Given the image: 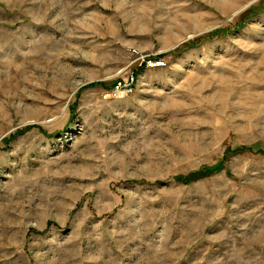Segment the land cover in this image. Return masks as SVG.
<instances>
[{"label":"rangeland","instance_id":"374dc122","mask_svg":"<svg viewBox=\"0 0 264 264\" xmlns=\"http://www.w3.org/2000/svg\"><path fill=\"white\" fill-rule=\"evenodd\" d=\"M0 264H264V0H0Z\"/></svg>","mask_w":264,"mask_h":264},{"label":"trees","instance_id":"16d2710c","mask_svg":"<svg viewBox=\"0 0 264 264\" xmlns=\"http://www.w3.org/2000/svg\"><path fill=\"white\" fill-rule=\"evenodd\" d=\"M114 86H115V83L112 84L111 88H114ZM247 151L248 152L252 151V148L251 147L250 148L241 147V148L236 149L235 151L228 149L226 154H225V158L223 159L222 163L218 167H216L214 169L202 168L199 171L194 172L188 176L177 177L175 179V181H180L184 184H190L192 182H195L197 180L209 177L211 175L219 174L225 169L224 162L226 161V159L228 160L230 157H232L234 155H239V154L245 153Z\"/></svg>","mask_w":264,"mask_h":264},{"label":"built area","instance_id":"2783aa9c","mask_svg":"<svg viewBox=\"0 0 264 264\" xmlns=\"http://www.w3.org/2000/svg\"><path fill=\"white\" fill-rule=\"evenodd\" d=\"M156 65L157 64H153V65H150V67L155 68ZM133 82L134 80L132 79L130 83L128 82L127 83H122V82L115 83V86L113 90L111 91L112 93L111 95L113 96H118L120 94L131 95L134 92Z\"/></svg>","mask_w":264,"mask_h":264}]
</instances>
